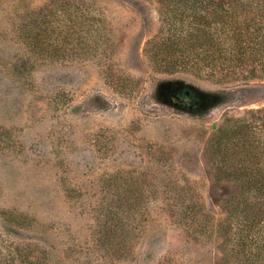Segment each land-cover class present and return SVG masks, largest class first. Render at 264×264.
Here are the masks:
<instances>
[{
  "label": "rangeland",
  "instance_id": "374dc122",
  "mask_svg": "<svg viewBox=\"0 0 264 264\" xmlns=\"http://www.w3.org/2000/svg\"><path fill=\"white\" fill-rule=\"evenodd\" d=\"M163 19L157 0H0V264H246L213 136L255 120L264 77L160 67ZM176 81L201 102L170 100ZM177 194L197 217L173 219Z\"/></svg>",
  "mask_w": 264,
  "mask_h": 264
},
{
  "label": "trees",
  "instance_id": "16d2710c",
  "mask_svg": "<svg viewBox=\"0 0 264 264\" xmlns=\"http://www.w3.org/2000/svg\"><path fill=\"white\" fill-rule=\"evenodd\" d=\"M157 3L166 22V30L153 43L154 58L160 67L189 73L207 69L230 79L236 74L242 77L248 70L253 77H264V0H157ZM245 113L254 115L255 120L227 115L213 140L222 157L219 173L236 183V195L226 201L229 205L236 202L231 210L238 222L236 251L246 264H261L264 263V108ZM187 202L190 209L183 211L180 207ZM196 203L195 197L177 194L173 219L197 217ZM221 207L226 210L228 206ZM202 215L211 222V215L205 212Z\"/></svg>",
  "mask_w": 264,
  "mask_h": 264
},
{
  "label": "flooded vegetation",
  "instance_id": "af4514ba",
  "mask_svg": "<svg viewBox=\"0 0 264 264\" xmlns=\"http://www.w3.org/2000/svg\"><path fill=\"white\" fill-rule=\"evenodd\" d=\"M176 83L180 82L176 81L175 84L173 83L170 100L176 99V103H179L178 105L180 106H185L187 103L185 101H187V99H189L191 102L193 101V105H197L199 102H201V94L190 90L188 85H177Z\"/></svg>",
  "mask_w": 264,
  "mask_h": 264
}]
</instances>
